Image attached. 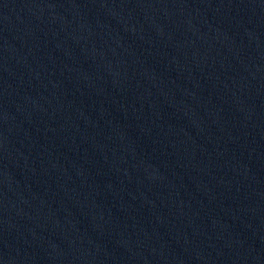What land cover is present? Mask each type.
<instances>
[{
    "label": "water",
    "instance_id": "95a60500",
    "mask_svg": "<svg viewBox=\"0 0 264 264\" xmlns=\"http://www.w3.org/2000/svg\"><path fill=\"white\" fill-rule=\"evenodd\" d=\"M0 264H264V52L0 9Z\"/></svg>",
    "mask_w": 264,
    "mask_h": 264
}]
</instances>
